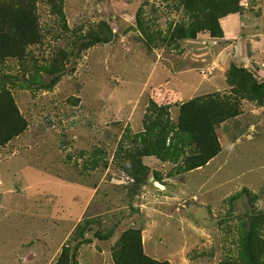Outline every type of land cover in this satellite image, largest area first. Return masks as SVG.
Wrapping results in <instances>:
<instances>
[{"label":"rangeland","instance_id":"1","mask_svg":"<svg viewBox=\"0 0 264 264\" xmlns=\"http://www.w3.org/2000/svg\"><path fill=\"white\" fill-rule=\"evenodd\" d=\"M58 3L64 21L50 0H36L42 42L28 48L24 67L10 59L1 71L27 128L0 145V264H54L63 244L73 264H113L128 228L141 231L146 255L170 264L235 256L241 223L264 237L256 219L264 217V104L230 93L225 74L234 63L264 78V0H241L220 22L222 37L194 41L167 34L183 18L180 0ZM103 23L113 38L85 46ZM60 58L61 69L29 82L33 65ZM190 76L241 111L216 127L222 148L210 164L176 174L163 153L169 135L151 151L134 134L150 99L169 104L176 120L178 106L201 92ZM167 87L182 97L165 98Z\"/></svg>","mask_w":264,"mask_h":264},{"label":"trees","instance_id":"2","mask_svg":"<svg viewBox=\"0 0 264 264\" xmlns=\"http://www.w3.org/2000/svg\"><path fill=\"white\" fill-rule=\"evenodd\" d=\"M59 1L62 2L50 0L52 10L64 21ZM240 1L180 0L183 18L174 28L169 27L167 32L169 39L194 40L201 33H206L212 38L222 37L220 20L229 14L239 13L242 7ZM103 25L105 28H99L96 35H89L90 42L84 44L85 46L108 42L113 38L114 33L111 29L104 23ZM140 26L143 27V24ZM164 38H167V35ZM42 39L36 0H0V145L8 143L27 128V120L5 84L8 76L1 74L2 67L10 59L16 60L24 67L28 59V48L40 44ZM54 60L49 66L33 65L34 71L28 72L29 82L32 84L39 82L42 70H59L64 66L61 64L62 58L59 61ZM225 74L231 86L230 93L236 94L241 100L264 104V78L258 80L252 71L234 63L229 65ZM211 93L197 95L182 102L178 106L175 121L170 120L169 104L158 105L150 99L148 101L150 112L144 117L143 128L134 134L135 138L143 145L147 144L153 151L157 148V140L161 138L165 144L169 135L170 142L163 153L176 164V174L204 166L219 154L222 148L216 127L237 116L241 111L238 102L230 103L229 97L223 98L219 93ZM143 151L146 152L147 149ZM96 152L100 150L93 151L92 168L97 164L94 160ZM120 167L126 172L130 169L125 165ZM240 192L233 196L239 195ZM256 219L262 221L264 217L257 215ZM257 232L254 226L247 229L246 224L241 223L235 256L223 259L219 264H264V237ZM61 249L54 264H73L74 256L69 252L68 246L63 244ZM111 257L113 264H170L167 260L161 261L143 252L141 231L137 228H128L121 233Z\"/></svg>","mask_w":264,"mask_h":264},{"label":"crops","instance_id":"3","mask_svg":"<svg viewBox=\"0 0 264 264\" xmlns=\"http://www.w3.org/2000/svg\"><path fill=\"white\" fill-rule=\"evenodd\" d=\"M236 14V13H235ZM230 15H233V14H230ZM227 16H229V15H227ZM227 16H225V17H223L221 20H220V22L224 19V18H226ZM223 30V29H222ZM225 32L223 31V34H224ZM197 37H199V36H197ZM226 38V37H225ZM189 40H192V41H194L193 39H189ZM188 72H183V71H179L180 73H178L180 76L181 75H184V74H189V73H191V71H189V70H187ZM198 74V73H197ZM199 75V74H198ZM178 76V75H177ZM188 83H190L191 82V84L189 85V86H191V91H193V93H195L196 91H197V89L198 90H201V92L200 93H197V94H194L193 96H197V95H203V94H207V93H211V92H213V91H211V90H209V89H206V88H208V86L209 85H206V86H203V84L201 83L202 81H199V80H197V81H194L193 80V77H188L187 78V80H186ZM179 82V81H178ZM163 86V88L165 87V86H168V85H162ZM180 86V89H181V85H179ZM211 87V86H210ZM169 88L167 87V88H165V89H163V93L164 92H166V91H168V93H164L163 94V96H165V98H169V97H172V98H174L175 96L177 97V98H181L182 97V95H180L179 94V92L178 91H176L175 90V88L174 87H171L169 90H168ZM153 91H155L156 92V90H153ZM182 91V90H181ZM191 91L188 93V94H190L191 93ZM183 93H185V92H183ZM186 94V93H185ZM154 96V95H153ZM193 96H189L190 98H192ZM189 98V99H190ZM158 104V103H157ZM158 105H162V103H159ZM224 123V122H223ZM214 158V157H213ZM212 158V159H213ZM212 159L209 161V162H207V164H205V165H208V164H210V162L212 161ZM204 165V166H205ZM204 166H202L201 168H203ZM200 168V167H199Z\"/></svg>","mask_w":264,"mask_h":264},{"label":"clouds","instance_id":"4","mask_svg":"<svg viewBox=\"0 0 264 264\" xmlns=\"http://www.w3.org/2000/svg\"><path fill=\"white\" fill-rule=\"evenodd\" d=\"M230 15V14H229ZM63 246V245H62Z\"/></svg>","mask_w":264,"mask_h":264}]
</instances>
